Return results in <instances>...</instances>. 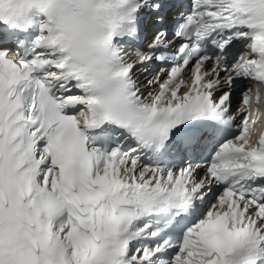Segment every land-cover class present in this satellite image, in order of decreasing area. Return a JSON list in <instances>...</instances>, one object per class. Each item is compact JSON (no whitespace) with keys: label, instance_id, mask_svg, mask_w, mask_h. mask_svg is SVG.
I'll return each instance as SVG.
<instances>
[{"label":"snow or ice","instance_id":"snow-or-ice-1","mask_svg":"<svg viewBox=\"0 0 264 264\" xmlns=\"http://www.w3.org/2000/svg\"><path fill=\"white\" fill-rule=\"evenodd\" d=\"M262 98L264 0H0V264H264Z\"/></svg>","mask_w":264,"mask_h":264},{"label":"bare ground","instance_id":"bare-ground-1","mask_svg":"<svg viewBox=\"0 0 264 264\" xmlns=\"http://www.w3.org/2000/svg\"><path fill=\"white\" fill-rule=\"evenodd\" d=\"M239 92H240V90H239ZM237 99H238V97H237V94H236V95H235V99H234V107L236 106Z\"/></svg>","mask_w":264,"mask_h":264}]
</instances>
